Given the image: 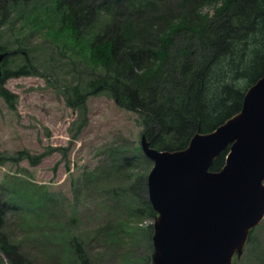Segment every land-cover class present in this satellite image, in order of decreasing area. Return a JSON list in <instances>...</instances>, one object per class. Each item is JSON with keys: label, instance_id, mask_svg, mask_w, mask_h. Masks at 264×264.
Wrapping results in <instances>:
<instances>
[{"label": "trees", "instance_id": "trees-1", "mask_svg": "<svg viewBox=\"0 0 264 264\" xmlns=\"http://www.w3.org/2000/svg\"><path fill=\"white\" fill-rule=\"evenodd\" d=\"M26 27L50 37L59 54L69 51L70 63L85 64L86 81L79 77L66 96L70 106L110 95L140 115L144 136L159 150L184 148L195 132L239 111L247 87L264 73V0H0V97L11 107L5 79L36 72L22 42ZM14 58L20 61L8 71ZM138 184L128 185L134 198ZM140 200L135 214L154 217L147 196ZM7 208L0 199V252L19 264L23 256L2 228ZM74 252L76 264H91L80 242Z\"/></svg>", "mask_w": 264, "mask_h": 264}, {"label": "rangeland", "instance_id": "rangeland-1", "mask_svg": "<svg viewBox=\"0 0 264 264\" xmlns=\"http://www.w3.org/2000/svg\"><path fill=\"white\" fill-rule=\"evenodd\" d=\"M23 31L36 72L5 79L13 107L0 97L2 228L19 264H76L75 242L91 264H151L154 217L134 210L153 164L141 149L140 115L102 93L70 106L66 96L79 77L86 81L85 64L70 63V52L59 54L43 32ZM8 61L10 71L20 58ZM135 180L139 199L128 188ZM0 264H11L1 252ZM232 264H264V216Z\"/></svg>", "mask_w": 264, "mask_h": 264}, {"label": "water", "instance_id": "water-1", "mask_svg": "<svg viewBox=\"0 0 264 264\" xmlns=\"http://www.w3.org/2000/svg\"><path fill=\"white\" fill-rule=\"evenodd\" d=\"M141 148L153 161L146 177L155 211L151 264H232L264 216V73L239 111L195 132L184 148L159 150L144 135ZM225 149L222 166L210 169Z\"/></svg>", "mask_w": 264, "mask_h": 264}]
</instances>
